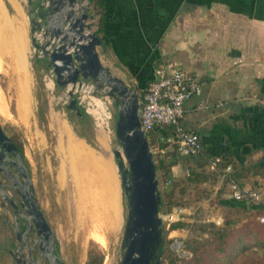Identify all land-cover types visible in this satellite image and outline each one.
<instances>
[{"label": "crops", "instance_id": "0c3cea01", "mask_svg": "<svg viewBox=\"0 0 264 264\" xmlns=\"http://www.w3.org/2000/svg\"><path fill=\"white\" fill-rule=\"evenodd\" d=\"M99 1L96 32L103 40L98 51L104 65L140 87L152 79L162 60L195 73L202 92L186 102L183 126L198 132L213 155L226 152L237 170L264 165V0ZM30 35L28 4L0 0V75L17 95L20 116L32 106ZM47 126L54 136L53 149L47 148L44 132L37 130L35 149L29 156L24 152L44 216L54 227L59 207L64 213H85L84 218L102 213L108 182L119 196L121 192L105 134H95L92 144L55 111L47 113ZM35 163L39 169L32 167ZM177 167L178 163L171 167L173 174ZM263 179L252 171L239 177L243 184ZM76 217L70 214L72 222ZM12 245L0 235V264H12ZM85 260L86 255L83 264Z\"/></svg>", "mask_w": 264, "mask_h": 264}, {"label": "water", "instance_id": "95a60500", "mask_svg": "<svg viewBox=\"0 0 264 264\" xmlns=\"http://www.w3.org/2000/svg\"><path fill=\"white\" fill-rule=\"evenodd\" d=\"M82 0H27L31 24L30 42L34 57L52 71L54 81L66 88L67 107L81 114L74 91L91 83L94 92L110 96L116 106L115 137L120 148L113 150L126 200V218L120 257L116 264H160L162 243V196L156 160L139 119V92L131 81L114 74L102 63L98 47L102 38L90 30ZM90 1V0H88ZM41 30V38L36 32ZM14 166V171L11 167ZM0 173L19 195L15 201L0 178V198L11 206L17 239V264H64L57 237L40 208L29 170L14 140L0 125ZM35 232L30 244L27 237ZM39 258L35 257V244Z\"/></svg>", "mask_w": 264, "mask_h": 264}, {"label": "rangeland", "instance_id": "374dc122", "mask_svg": "<svg viewBox=\"0 0 264 264\" xmlns=\"http://www.w3.org/2000/svg\"><path fill=\"white\" fill-rule=\"evenodd\" d=\"M21 1L24 6H27L26 0ZM32 51V49L29 51V60L33 76V95H30V105L32 106L27 111L28 114L20 116L17 111V95H14V89L9 87L7 77L3 74L0 75V125L5 133L21 146L23 154L25 152L29 156V151L35 149L34 140L37 138V130L44 132L48 141L47 148L49 150L53 149L54 136L51 129L47 126V113L52 111H55L58 116L67 118L74 125L77 133L78 131L82 132L83 136L92 144H95V134L103 132L112 151L115 148H120L114 132L117 109L112 98L99 91H82L77 88L74 91V96L90 115L86 126H82L78 123V118L74 111L67 107L69 96L67 95L66 88L60 87L55 83L54 76L50 74L49 69L43 62L35 59ZM134 86L136 85L134 84ZM152 143L155 145L153 139ZM167 153L169 155L171 153L175 154L174 156L177 159L178 167L176 168V174H174L176 177L185 178L188 175L187 171H190L192 167L196 171L202 172L207 178L200 182L177 181V185H171L170 183H164L162 173L157 169L162 201H166L165 204L162 202L160 213L169 211L176 206L185 207L183 220L174 222L168 227L163 222L161 224L163 242L159 249L161 251L160 264H167L168 258L171 257L175 259L180 258L170 249V244L174 239L182 240L185 248L188 249V242L192 239L202 240L203 226L205 224L215 223L216 225H220L222 220L218 224L215 220L218 218L222 219L223 214L227 210L221 204V200L231 197L229 185L226 184L224 179H221V175L210 172L211 168L208 163L196 166L193 156L179 155L172 145H168L165 152L156 150L154 157L158 158L159 155H162L165 161H167L169 159V156L166 155ZM26 154L24 155V162L29 168V163L25 157ZM32 167L34 169L36 167L37 169L40 168L38 163H35ZM0 178L6 183V188L14 200L18 201V193L9 187L10 180L3 173H0ZM248 182L250 187L261 192L262 203H264V179L262 183L252 180ZM172 188L173 194L169 195ZM120 190L118 200L119 212L117 211L116 215L118 216H115V219L110 214L112 211L111 208L108 209L110 207L108 203H106L108 205H103L104 210L102 213H91V216L87 214L85 218V213L82 212L75 214L67 211L64 213L60 207L57 209L56 213H54L56 219L52 220L54 227L51 228L54 232L55 230L57 232L58 253L64 264H83L89 246L96 253L99 251L103 252L101 264H106L107 260L110 261V264L117 263L120 257L126 218V200L121 185ZM263 211L264 209H260L258 213H262ZM248 213L250 212L242 211L237 216L242 220ZM70 214H73V216L77 215L75 221H71ZM100 214L102 221L99 220ZM255 219L259 220L258 216H255ZM13 220L14 216L11 206L7 201H4V204H2L0 198V235L6 241H13L14 245L11 247L12 264H17L15 261L17 239L12 225ZM35 239V232L32 231L31 237H27L28 244ZM34 254L36 258L40 257L37 243L35 244ZM41 261L43 264L44 259L42 258Z\"/></svg>", "mask_w": 264, "mask_h": 264}, {"label": "trees", "instance_id": "16d2710c", "mask_svg": "<svg viewBox=\"0 0 264 264\" xmlns=\"http://www.w3.org/2000/svg\"><path fill=\"white\" fill-rule=\"evenodd\" d=\"M91 1L93 3L95 14L100 18V1ZM99 18L98 22L100 20ZM35 59L42 62L40 59ZM145 86L146 85H144V87ZM136 87L139 89V92H142V89L144 88L139 85ZM79 107L81 114L77 115V113H74L78 118V123L82 126H86L87 120L90 119V115L81 105H79ZM158 130L151 132L152 139H154ZM78 134L84 135L80 131H78ZM14 142L16 143L15 140ZM16 145L24 160L21 146L17 143ZM166 155L169 156L167 161H165L162 155L155 158L156 167L161 171L164 183L177 185V181L200 182L207 178L202 172L196 171V169L192 167L190 168V171H187L188 175L185 178L183 177L181 179L176 177L171 171V167L177 163V159L174 156L175 154L171 153L169 155V153H167ZM190 156L194 157V164L196 166H202L207 163L209 164L212 157L219 156L220 160L217 163V167L211 169L210 172H215L217 175H221L223 168L229 166V170L223 178L226 183L233 180L242 184V182H239V177L250 171L264 176V165L252 167L247 166L243 170H237L234 168L233 163L226 152L213 155L205 145H203L200 153ZM215 173L213 174L216 175ZM172 194L173 188L169 195ZM162 202L163 204L166 203L165 200ZM221 202V204L227 208L222 216V223L220 225H216L215 223L205 224L203 226L202 240L192 239L188 242V249L191 252V255L179 259L172 257L168 258L167 264H264V223L255 219V216L264 214V211L258 213L260 209H264V203L249 204L245 200H238L232 197L222 199ZM242 211L250 213L244 216L241 220L237 214H240ZM103 255L102 251L96 253L92 250L91 246H89L86 252L85 264H101Z\"/></svg>", "mask_w": 264, "mask_h": 264}, {"label": "built area", "instance_id": "2783aa9c", "mask_svg": "<svg viewBox=\"0 0 264 264\" xmlns=\"http://www.w3.org/2000/svg\"><path fill=\"white\" fill-rule=\"evenodd\" d=\"M27 2V0H26ZM86 5L88 8V19L90 30L96 31L98 16L94 12L92 1L82 0L78 5ZM41 38V30L36 32ZM33 52V51H32ZM34 55V54H33ZM50 74L53 76L52 71ZM82 91L94 92L91 83L79 87ZM202 92L200 78L193 72L181 67L173 60H162L154 68L152 79L139 92V119L141 128L146 132L151 149L165 152L168 145L174 146L176 152L181 156L196 155L202 151L203 141L196 131L186 129L181 123L186 102L193 96H199ZM159 129V130H158ZM158 130L154 137L155 145L152 143L151 132ZM220 160L219 156L210 159L209 167L215 169ZM229 166L223 168L221 176L223 179ZM230 195L234 199L245 200L249 204L262 202L261 192L253 189L248 184H239L233 180L228 182ZM185 207L176 206L173 209L160 213L162 222L168 227L174 222L183 220ZM260 222H264V214L258 216ZM221 218L215 220L218 224ZM180 258L189 257L191 252L185 248L182 240L174 239L170 244Z\"/></svg>", "mask_w": 264, "mask_h": 264}, {"label": "bare ground", "instance_id": "6f19581e", "mask_svg": "<svg viewBox=\"0 0 264 264\" xmlns=\"http://www.w3.org/2000/svg\"><path fill=\"white\" fill-rule=\"evenodd\" d=\"M7 22V21H6ZM17 23V22H16ZM5 25V24H4ZM6 31V30H5ZM20 37V30H19V27L17 26V28H16V38L18 39ZM11 39H12V37H11ZM8 40H10V39H8ZM1 41H3V40H1ZM10 41H12V40H10ZM14 42V41H13ZM10 44V43H9ZM4 45H7V44H4ZM15 45V44H14ZM17 46V45H16ZM16 46H14V47H16ZM1 47V46H0ZM3 47V46H2ZM1 47V48H2ZM8 47H10V46H8ZM18 47V46H17ZM1 48H0V50H1ZM17 50V49H16ZM17 53V52H16ZM21 57V56H20ZM108 178V177H107ZM106 179V178H105ZM106 181V180H105ZM105 184H107V182H105ZM111 184V183H110ZM109 185V182H108V184H107V186L106 187H108L107 188V190H106V188H105V192L107 193V195H106V197H107V199H104L105 201H108V204H109V208L108 209H110L111 208V211H112V213L110 212V214L113 216V218L115 219V216H118V215H116V213H117V211H118V209H119V207H118V205H119V203H118V192H117V190H116V188H114V187H112V186H108ZM105 187V186H104ZM103 187V188H104ZM102 190V191H103ZM102 191H101V194H102ZM104 192V193H105ZM98 193V192H97ZM103 193V194H104ZM100 194V193H99ZM99 194L96 196V197H99ZM95 197V198H96ZM105 198V197H104ZM98 201V200H97ZM100 201V200H99ZM105 203V202H104ZM108 204H105V205H108ZM119 212V211H118ZM108 216V215H107ZM111 216V217H112ZM106 264H110V261L109 260H107V262H106Z\"/></svg>", "mask_w": 264, "mask_h": 264}, {"label": "flooded vegetation", "instance_id": "af4514ba", "mask_svg": "<svg viewBox=\"0 0 264 264\" xmlns=\"http://www.w3.org/2000/svg\"><path fill=\"white\" fill-rule=\"evenodd\" d=\"M11 170L14 171V166L11 167ZM160 251V250H159Z\"/></svg>", "mask_w": 264, "mask_h": 264}]
</instances>
